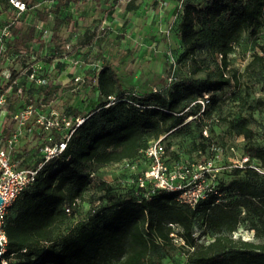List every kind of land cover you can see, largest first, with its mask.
Segmentation results:
<instances>
[{
	"label": "trees",
	"instance_id": "1",
	"mask_svg": "<svg viewBox=\"0 0 264 264\" xmlns=\"http://www.w3.org/2000/svg\"><path fill=\"white\" fill-rule=\"evenodd\" d=\"M21 1L25 10L18 12L9 0H0V14L8 18L2 26L8 25L10 34L7 38L0 36V70L6 55L29 51L33 45L37 52L45 45L50 49V55L43 56L50 65L58 53L69 56L81 47L102 44L105 33L98 36L100 19L88 28L85 45L69 48L71 22L76 29L78 16L84 18V14L89 15L107 2L109 9L104 19L120 0ZM12 10L21 16H11ZM24 12L31 13L33 19L24 20ZM177 12L175 28L180 51L173 56L176 71L185 69L186 76L175 75L174 80L162 83L156 91L151 87L136 92L133 86L123 84L113 65L118 46L111 40L84 55L85 64L100 61L101 67L97 75L93 68L87 69L78 85L73 77L68 84L51 80L45 86L39 85L28 78L34 61H26V79L19 83L21 92H17L18 86L11 85V91L6 93L2 146L14 129L12 115L20 108L34 105L37 111L47 113L52 107H62L68 116L72 107L64 93L66 86L83 90L88 87L95 99L88 103L85 119L71 134L63 153L45 162L34 182L8 206L1 224L6 239L1 260L5 264H161L175 238L181 242L186 264H264V241L232 237L244 219L250 220L257 237L264 234V170L258 171L260 167L264 169L263 147L249 145L247 160L233 169L238 178L230 182L228 190L236 194L234 199L218 197L226 190L223 186L207 191L194 207L180 202L176 191L155 190L146 196L143 187L122 190L105 181L92 189V176L100 168L137 160L160 136L181 133L193 122L204 127L219 123L218 116L208 115L218 94L226 87L240 85L243 74L229 68V56L245 32L254 33L264 24V0H181ZM40 25L51 33L47 43L41 39ZM259 48L243 71L258 82L264 81V46ZM21 63L25 66L24 61ZM65 66L64 61H58L46 77L55 79ZM17 74L12 70L9 82L0 86L2 92ZM204 94L209 95V101L202 109L197 100ZM234 100L247 105L249 113L257 110L261 102L255 99L249 103L242 94ZM35 116L33 113L27 119L26 134L10 151L11 161H18L19 168H36L43 161L41 147L46 138L61 136L55 130H43ZM228 127L245 140L253 137L244 118L228 121ZM34 140L40 145L29 148ZM193 146L199 149L203 145ZM90 190L93 197L99 195V205L90 209L85 220L71 226L78 203ZM196 230H202L199 236L204 240L199 241Z\"/></svg>",
	"mask_w": 264,
	"mask_h": 264
},
{
	"label": "rangeland",
	"instance_id": "2",
	"mask_svg": "<svg viewBox=\"0 0 264 264\" xmlns=\"http://www.w3.org/2000/svg\"><path fill=\"white\" fill-rule=\"evenodd\" d=\"M129 5L130 2L116 4L109 13L108 17L119 22V25L113 31L114 29H109L108 19L104 22L108 29L105 31L102 44L93 43L95 47H81L77 53L69 56H63V53L56 54L58 61L62 60L66 64L65 69L59 75L61 83L68 84L70 79L76 75L85 76L87 69L90 70L92 66L85 64L84 55L86 53L91 54L99 47L109 44L110 40V43H116L119 50L113 56L114 68L123 84L128 87L133 86L136 92L151 87H159L164 82L168 83L169 78H174L175 75L186 76L185 69L176 71V65L173 67L170 64L167 55V52L175 55L180 51L175 21L178 15L177 9H181V0H137L132 5L136 8L133 13L126 14L125 8ZM103 6L102 3L96 11L89 15L84 14V18L78 16L79 26L76 29L72 28L73 23L71 22L68 30L69 48L73 45L83 46L87 43L90 25L95 21L99 22L100 19L101 23L104 21L102 18ZM19 14L13 10L10 13L14 18H19L21 16ZM23 14L24 20L33 19L31 13L24 12ZM149 18L150 24L148 25L146 19ZM7 20L5 13L0 14V36L6 31L8 25L6 27L2 25H6L5 21ZM154 21H159L158 27L152 26L150 28ZM260 45L264 46V24L254 33L245 32L240 44L235 45L230 54L229 68L243 74V76L240 77L239 86L224 88L217 96L216 105L210 109L209 117L218 116L220 118L219 123H212L208 127H204V125L193 122L188 129H184L181 133L170 134L162 139V145L165 149L163 164L167 169L164 176L173 186L183 187L187 191V196L202 191H214L223 186L226 190L218 194L219 198L223 200L236 198V194L228 190L230 182L238 178L233 169L242 164L247 155L246 148L249 145H258L264 148V81L258 82L257 79L243 73L252 54L260 52ZM50 53V49L45 45L40 57L50 55ZM30 59L31 57L26 56V61ZM19 64L20 62L17 61L13 65L19 68ZM36 64L43 66L44 70L48 71L49 69L43 58H40ZM69 67L71 68L69 69ZM66 69H69V72L65 75ZM48 74L51 75L52 72L49 71ZM64 93L68 100L67 103L72 107L71 110L67 111L68 116L84 115L90 106L88 103L95 99V95L91 92L84 95L81 87L72 89L71 86H66ZM241 94L247 97L249 103L255 99H260L259 108L249 113L247 105L242 106L240 102L234 100ZM238 118H244L248 122L253 131L251 140H245L242 136H238L229 130L228 121ZM40 143V141L34 140L29 148L35 149ZM194 144L203 145V149L202 147L195 149ZM254 163L260 167L258 163ZM152 164L151 157L143 153L133 162L121 161L102 167L92 176V189L100 181H105L115 187L118 186L122 190L130 186L135 187V185L140 187L141 180L139 178L144 177L145 172L151 168ZM258 169V171L264 170L261 167ZM143 182L144 194L148 196L152 193L155 185L153 182H145L144 180ZM92 192V190L87 192L84 200L78 203L75 216L69 222L71 226L77 221L85 220L90 209L99 205V195L93 197ZM250 223L248 219L242 220L236 231L232 233V237L253 242L264 241V234L257 237L254 230L250 228ZM176 230L177 228L174 229V231ZM201 231L196 230L195 232L199 241L204 240L203 236H199ZM173 241L174 246L167 247L168 255L161 260V264H186L185 255L179 246L180 240L175 238Z\"/></svg>",
	"mask_w": 264,
	"mask_h": 264
},
{
	"label": "built area",
	"instance_id": "3",
	"mask_svg": "<svg viewBox=\"0 0 264 264\" xmlns=\"http://www.w3.org/2000/svg\"><path fill=\"white\" fill-rule=\"evenodd\" d=\"M9 3L17 9L18 12H22L25 10V3L21 0H9ZM107 20V16L103 23L101 24L100 28L98 29V36L105 33L106 27L104 22ZM115 23L114 19L112 20ZM42 30L41 32V39L47 43L50 39V31L43 26H39ZM2 33L1 37H9V32L7 29ZM2 45L0 46V60L1 54L3 52ZM41 51H36L35 47L33 46L29 51L26 49L20 50L17 53H13L11 55H6L0 70V86L9 82L12 76V70H16L18 74L11 80V84L8 85L6 92H2L0 89V197L2 198V204L0 205V243H1V253L4 252V244L6 242L5 236L1 231V224L3 222L4 214L8 206L14 201L16 196L29 184L34 182L36 175L39 169L43 166L45 162L57 159L64 151L67 141L69 140L71 134L74 130L81 125L84 121L85 117L83 115H73V116H65L63 114L62 107H52L49 109V112H40L37 111L34 105H28L27 107L20 108L12 115V120L14 122V129L12 130L11 134L4 140L5 146H2V135L4 130L5 124V114L7 108V99L6 93L11 91V85H16L17 92H21L22 87L19 85L22 78L26 79V56L31 57L28 61H34L29 66V73L28 78L33 80L35 83L45 86L49 84L51 80L53 83H60L59 76L55 79L47 78L46 74L49 71H52L55 64L58 62V59L55 58L48 65L49 69L44 70L43 66L40 64H36L41 56ZM168 59L170 64L175 67V58L171 52H167ZM44 56V55H43ZM61 56V55H57ZM33 58V59H32ZM19 61V68L13 65L15 62ZM22 61H24L25 66L22 65ZM77 63V62H76ZM92 68L96 71V75L100 70L101 62L95 61L91 64ZM71 67H69L70 69ZM69 69H66L65 75L69 72ZM71 72V71H70ZM84 75H76L73 77V81L78 85L82 84ZM175 78H169L170 83ZM93 83H96V77L93 80ZM88 87L83 90L84 95L88 92ZM153 91H156V87L152 88ZM209 101V95L204 94L202 98H199L197 102L202 105V109ZM36 114V123L43 129V130H55L58 133H61L59 139H56L53 135H49L44 145L41 147V152L43 155V161L38 163V166L34 169L31 168H19L18 161L13 162L10 158V151L13 147L18 143L20 137L26 134V121L27 119L33 114ZM30 133V130H29ZM163 136H160L158 139L153 141L144 151L145 155L151 157L153 164L148 171L145 172L143 178H139L140 183L139 186L142 187L144 182H153L155 187H153L152 193L155 190H166V191H176L178 192L177 199L180 202L189 204L190 206L194 207L199 199H202L206 196V192L201 193H193L192 196H187V191L183 189L181 186H173L171 183L167 181V178L164 176L166 173V167L163 164V154L165 152L164 145H162ZM247 160V157L244 158L242 163ZM242 166V164L240 165ZM209 191V190H208ZM70 208L66 207V212L69 213ZM2 264H5L3 260H1Z\"/></svg>",
	"mask_w": 264,
	"mask_h": 264
},
{
	"label": "crops",
	"instance_id": "4",
	"mask_svg": "<svg viewBox=\"0 0 264 264\" xmlns=\"http://www.w3.org/2000/svg\"><path fill=\"white\" fill-rule=\"evenodd\" d=\"M135 1H137V0H120L119 1V3H122V4H127V3H129L130 2V5H129V7H126L125 8V12H126V14H130V13H133V11L136 9L135 7H132V5H133V3L135 2ZM118 3V4H119ZM103 7H104V11H103V17H104V14L106 13V10H108L109 9V4L107 3V2H105V3H103ZM135 5V4H134ZM110 14L108 13L106 16H107V19H108V22H109V29L111 30V29H114L113 31H115L116 29H117V27H118V25H119V22H117L116 20H114L115 21V23H113L112 22V20H111V18L110 17H108ZM127 16V15H126ZM150 17H151V15H150ZM105 19V18H104ZM147 20V24L149 25L150 23H149V21H150V18L149 19H146ZM158 22L159 21H154V24L152 25L151 24V26H150V28L153 26V27H155V26H157L158 27ZM78 25H79V21H78ZM100 28V27H99Z\"/></svg>",
	"mask_w": 264,
	"mask_h": 264
},
{
	"label": "water",
	"instance_id": "5",
	"mask_svg": "<svg viewBox=\"0 0 264 264\" xmlns=\"http://www.w3.org/2000/svg\"><path fill=\"white\" fill-rule=\"evenodd\" d=\"M2 204V198L0 197V205ZM0 249H1V243H0ZM1 256H2V253H1V251H0V264H2V262H1Z\"/></svg>",
	"mask_w": 264,
	"mask_h": 264
}]
</instances>
